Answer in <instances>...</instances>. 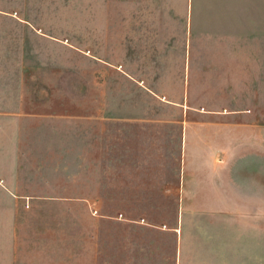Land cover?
Here are the masks:
<instances>
[{
    "label": "crops",
    "instance_id": "crops-1",
    "mask_svg": "<svg viewBox=\"0 0 264 264\" xmlns=\"http://www.w3.org/2000/svg\"><path fill=\"white\" fill-rule=\"evenodd\" d=\"M241 1H229L237 6L230 17L242 15L244 26L219 35L205 31L206 0H130V36H186L174 48L184 51L175 55L179 62H145L143 55L144 62H130V72L119 62H75L78 90H38L34 83L2 92L0 195L12 201L0 209L81 215L8 221L0 226V251L10 256L0 254V264H64L56 254L24 256L18 246L21 238L58 231L67 239L59 250L76 253H67L66 264H260L264 0H254L249 14ZM131 43L143 52L168 48L164 41L152 47L150 38ZM57 63L70 69V62ZM120 77L130 81V92L107 84Z\"/></svg>",
    "mask_w": 264,
    "mask_h": 264
},
{
    "label": "rangeland",
    "instance_id": "rangeland-1",
    "mask_svg": "<svg viewBox=\"0 0 264 264\" xmlns=\"http://www.w3.org/2000/svg\"><path fill=\"white\" fill-rule=\"evenodd\" d=\"M229 1L211 0L209 2V0H206L204 4L202 2V9L206 17L204 18L206 19L205 31L222 35L226 31H234L244 26L245 22L242 23L241 20L245 18H242V15L237 18L230 17L232 13H236L234 9L237 6L230 8ZM81 2L70 0V3L66 1L64 3H30L0 0V95H3L2 92L4 91L14 89L18 84H22L23 88L26 86L30 88L32 84L38 83L36 85L38 90H78V75L75 73L78 66H74L75 62H119L123 65L122 69L130 72V62H144L143 55L146 58L145 62H179L178 58L175 60V55L176 57L183 55V50H175L174 48L175 46L181 47L184 45L187 39L184 35L130 36V0H81ZM195 4L198 5L196 0ZM241 5L246 8V14H249L248 11L251 6L255 5V1L242 0ZM65 6L72 8L71 11L65 12V8H62ZM47 7H56L60 10L49 12ZM73 8L76 9L73 10ZM200 9H196L194 19L199 18L197 14L201 11ZM2 12L10 14L7 13L8 15H6ZM23 14L32 17L24 19L17 17ZM68 15H75V17H66ZM246 22L248 28L254 26L247 18ZM175 26L179 25L175 24ZM240 31L245 30L241 29ZM246 33L250 35L252 33L251 29H247ZM198 37L202 41L206 38L203 35ZM131 38L139 40L140 44L143 38H150L152 47L158 41H164L168 48L163 51L143 52L142 45L130 44ZM134 47L139 49H134ZM14 62H36L37 64L22 67L17 66ZM57 62H70L68 63L70 69L63 68L62 64ZM69 70H72L71 73L74 72L75 74L68 75ZM18 80L23 81V83L17 82ZM88 84H93L92 80ZM107 84L112 85L114 91L130 92V81L121 77L119 80H108ZM88 90H95V87L90 86ZM5 101L4 98L0 97V106L3 105V108L6 106ZM48 101L57 102L59 100L52 99ZM7 106H9L8 102ZM72 134L77 136V132ZM18 199L17 201H20V198ZM8 201L12 200L7 196L0 195V202ZM107 213L108 215L119 213V217L124 214L125 218H130V212ZM151 213L152 216L156 214V212ZM163 213L169 217L170 212ZM80 215L79 211L60 209H0V226H7L8 221L12 222V220L23 222L24 225L28 223L44 224L50 221L78 219ZM83 217H85L84 212ZM51 229L55 231L62 230L59 227L49 228V230ZM58 234L49 237H30V240L21 238L18 240L19 245L17 244L21 250L20 254L41 257L56 254V256H63L64 260L60 259L66 264V255L69 252H66V249L59 250V246L61 242H66L67 239H64L63 235L60 236L59 231ZM0 242H5V239L0 240ZM55 242L57 244H54ZM45 243H47L46 247L42 248L41 246H44ZM56 246H58V249ZM0 254L1 256L6 254L7 257L10 256L8 250L0 251ZM69 254L71 256L76 255L72 251ZM10 259L8 258L9 261ZM16 260L20 261L19 258H16ZM235 263L236 260H232V264ZM260 264H264V210L262 212Z\"/></svg>",
    "mask_w": 264,
    "mask_h": 264
}]
</instances>
